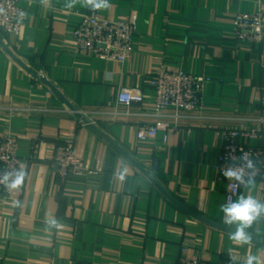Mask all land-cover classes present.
Instances as JSON below:
<instances>
[{
    "label": "crops",
    "instance_id": "crops-1",
    "mask_svg": "<svg viewBox=\"0 0 264 264\" xmlns=\"http://www.w3.org/2000/svg\"><path fill=\"white\" fill-rule=\"evenodd\" d=\"M68 2L21 1V34L0 32V138L16 136L24 160L21 187L0 193V264H175L182 253L264 264V216L248 243L231 239L218 171L223 128L264 126V39L238 41L233 24L264 0H109L102 17L137 16L123 64L77 49L73 30L89 9ZM161 66L211 78L201 108L154 113ZM121 88L140 89L144 102L118 107ZM158 120L175 127L168 142L163 132L140 142L137 129ZM68 141L85 168L64 180L51 161ZM263 187L240 195L262 201Z\"/></svg>",
    "mask_w": 264,
    "mask_h": 264
},
{
    "label": "built area",
    "instance_id": "built-area-1",
    "mask_svg": "<svg viewBox=\"0 0 264 264\" xmlns=\"http://www.w3.org/2000/svg\"><path fill=\"white\" fill-rule=\"evenodd\" d=\"M21 1L0 0V32L18 37L23 26V12L19 6ZM239 1V0H230ZM101 10L89 11L82 16V21L73 30V40L77 49L94 55L102 60L115 61L120 64L131 58L133 40L136 33L137 16L131 14L118 20L102 17ZM234 36L238 41L252 44L261 43L264 39V8L254 14L240 13L233 20ZM211 81L207 75H194L185 71L168 70L161 66L156 69L151 80L154 89L153 111L156 115L164 109L175 111H193L202 107L206 85ZM144 94L137 88H121L117 95L118 107H131L142 104ZM84 115V111L70 110ZM175 131L168 122L158 120L153 124H143L137 129L136 137L140 142L158 138L163 132V142ZM222 149L219 164V176L224 179L228 188L226 201L235 199L246 188L235 181H228L222 175V167L230 155L239 159L246 155L259 162L260 168L255 182L264 186V147L251 145L252 140L264 137V126L253 128H230L220 131ZM19 141L16 136L6 134L0 138V193L9 194L21 187L23 181L24 160L18 154ZM51 166L64 180L72 175L83 173L85 164L74 146L68 141L58 146L52 157ZM262 201H264V187ZM246 260H232L228 264H245ZM88 264V263H79ZM175 264H206L199 258H191L182 253Z\"/></svg>",
    "mask_w": 264,
    "mask_h": 264
},
{
    "label": "clouds",
    "instance_id": "clouds-1",
    "mask_svg": "<svg viewBox=\"0 0 264 264\" xmlns=\"http://www.w3.org/2000/svg\"><path fill=\"white\" fill-rule=\"evenodd\" d=\"M78 2L93 12L110 7L109 0H69L67 7H74ZM259 168V162L253 158L241 155L237 160L230 155L221 169L226 180L235 181L251 190ZM220 211L223 213V223L232 228L231 239L239 244H246L251 239L247 229L258 218L264 216V201H260L250 194H242L235 201L221 204ZM47 224L50 228L59 227V223L55 219L48 220ZM245 264H260V262L256 256H249Z\"/></svg>",
    "mask_w": 264,
    "mask_h": 264
}]
</instances>
